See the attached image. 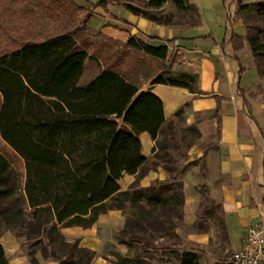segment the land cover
Masks as SVG:
<instances>
[{"label": "trees", "instance_id": "16d2710c", "mask_svg": "<svg viewBox=\"0 0 264 264\" xmlns=\"http://www.w3.org/2000/svg\"><path fill=\"white\" fill-rule=\"evenodd\" d=\"M45 1L53 7L46 8ZM66 1L72 4L71 0H26V13L63 9ZM146 1L150 9H160L166 2ZM95 5L105 7V1ZM176 6L181 9V1L177 0ZM124 7L156 24H174L170 15L131 3ZM244 10L262 17L264 0L238 4V11ZM88 29L100 34V30ZM254 30V34L247 30L245 36L232 34L230 40L236 51L243 50L247 42L251 54L260 59L264 57V26ZM113 41L153 62L167 59L164 44L151 45L132 34L125 41ZM86 48L85 42L69 31L38 41L27 40L20 47L0 53V216L6 225L16 227L23 222L26 207V228L40 238L36 242L44 238L46 257L58 264H90L94 252L81 247L78 240H66L60 229L88 228L100 213L111 209L124 212L129 203L140 210L130 212L124 228L116 234L128 254L112 251L113 264H150L154 258L151 249L168 248L163 243L155 246L150 240L157 235L156 241L163 236L177 240L174 229L182 216L183 193L177 172L170 179L154 181L148 188L137 187L138 180L153 165L151 157L141 154L138 134L146 132L151 136L159 151L153 157L173 172L174 161L167 149H175V123L164 119L157 95L139 91L141 82L136 70L144 65L142 62L138 69L131 67L125 59L130 51L123 49V56L119 54L101 68ZM91 62L94 66L88 67ZM181 76L169 77L161 69L151 83L196 92V77L188 73ZM49 100L56 101L59 108ZM182 112L180 108L173 116ZM6 153L23 162L22 183ZM124 173L134 175V180L122 190L119 180ZM201 193L202 211L214 214L217 208L220 213L214 225L223 240L226 228L220 205ZM133 247L136 249L131 255ZM171 256L175 260L172 264H198L194 252L172 250ZM0 264H9L1 244Z\"/></svg>", "mask_w": 264, "mask_h": 264}, {"label": "crops", "instance_id": "0c3cea01", "mask_svg": "<svg viewBox=\"0 0 264 264\" xmlns=\"http://www.w3.org/2000/svg\"><path fill=\"white\" fill-rule=\"evenodd\" d=\"M257 1L260 0H209L205 10L201 0H189L199 13V21L194 26L156 24L129 12L124 16L128 25L109 20L102 29L106 35L120 41L132 34L151 45L164 44L168 48L167 58L177 50L182 72L196 77V92H192L183 87L152 84L158 72L140 75L139 91H151L161 99L164 119H173L175 123L173 115L182 108L184 124L196 131V142L185 148L180 159L172 153L173 148L167 149L174 161L173 172L166 170L159 158L153 157L159 151L151 136L146 132L138 134L141 154L151 157L153 165L138 180L137 187L148 188L154 181L170 179L177 172L183 193L182 216L174 229L177 240L170 241L163 236L156 241L158 235L150 240L155 246L158 243L168 246L151 249L154 258L150 264H172L175 262L172 250L196 253L198 264H228L223 260V252L227 250L231 255L240 249L250 226H258L264 233L262 118L253 104L245 101L241 91L247 82L244 81L246 67L242 51H251L247 42L243 50H234L230 40L232 34L245 36L247 33L238 4ZM215 2L223 19L227 18L223 28L214 27L208 21L211 12L215 13ZM203 27L204 31L198 32ZM133 180L134 175L124 173L119 181L121 189H127ZM201 191L220 205L226 228L223 240L214 225L216 215L200 207ZM125 223V213L111 209L100 213L88 228L64 227L60 233L67 239H78L81 247L93 251L91 264H113L108 248L128 254L127 247L116 240V234ZM223 242L225 247L221 246ZM6 243L0 239L9 264H30L19 245ZM161 258L170 260L163 262ZM37 263L58 264L44 259Z\"/></svg>", "mask_w": 264, "mask_h": 264}, {"label": "rangeland", "instance_id": "374dc122", "mask_svg": "<svg viewBox=\"0 0 264 264\" xmlns=\"http://www.w3.org/2000/svg\"><path fill=\"white\" fill-rule=\"evenodd\" d=\"M14 1L16 2L14 3ZM71 1L72 4L67 3V1L64 2L63 9H48L46 11L36 10V14H29L26 13V0H0V53L20 47V44L27 40L38 41L41 37L44 38L63 32L74 31L77 39L85 42V47L87 45L86 49L88 50V53L95 57V60L102 68L109 63L111 64L119 54L123 56L125 54V50L123 49H126L114 42V38L106 35L102 29L109 24V20L118 25H128L124 16H127L129 11L125 9V3H131L142 8H147L146 0H104L105 7L95 5L99 0H89L88 2L84 0ZM176 1L177 0H166L160 9H147H150L157 14L170 15L174 23L171 25L194 26L197 24L199 21V13L195 5L191 4L189 0H178L182 3V8L180 9L177 8ZM208 1L209 0H201L202 4L205 6V10L209 6ZM44 6H47L46 8H52L53 4L45 1ZM213 7H215V13L212 11L209 15V24L214 27H218L219 25V28L225 27L224 19L225 24L227 25V18L223 19L222 14L218 12V3L215 2ZM239 13L244 20L243 22L246 26V30H250L251 34L255 33L254 27L264 26V16H256L251 10H244ZM115 26L119 27L117 25ZM88 28L100 30V34H94ZM202 31H204V27L198 32ZM114 40L120 41L117 39ZM247 46L250 50L248 44ZM127 51H130V53H126L127 57L125 59L130 61L131 67L138 69L139 64H142L143 62L144 66L141 67L145 68H143L142 71V68L136 70V75L139 78L140 75L145 74L146 72L153 75L161 69L165 70L169 77L176 79L182 78L181 74L186 73L182 72L183 68L178 63L181 57L180 55H177V50L172 51L168 58L162 62H153L147 57L141 56L136 51ZM242 55L243 60L245 61L244 66L246 67L244 81L247 80V82L241 91L245 101L253 104L254 109L258 111L262 118L261 131L264 144V57L256 59L251 53H249V51L245 52L244 50L242 51ZM90 66H94V63L91 62L88 67ZM145 70L146 72H143ZM195 80L194 82H196ZM49 101L54 108H59V104L56 101ZM182 113L175 119V132L173 137L175 149L172 151V153L179 159L184 155L185 148L191 143L196 142V132L184 124ZM6 154L13 168L19 173L22 183L24 172L23 162L10 153ZM20 204L23 205L24 201L20 200ZM134 210L138 211L140 208H134L129 203H126L124 208L126 218H130V212ZM214 214H220L217 208H214ZM28 215V210H26L25 207L21 216L23 222L16 227L6 225L4 218L0 216V239L4 240L7 242L6 244L11 246L19 245L22 248V251L28 256L30 264H38L37 262L40 260L42 261L43 259L47 261H55L50 257H46V250L43 245L44 238H42L41 242H36V240L40 238H35L36 235L30 233L26 228V219H28ZM170 241L175 242L176 238L174 237ZM225 245L226 243H221V246L225 247ZM136 247L139 246L137 245ZM136 247H133L131 255ZM114 249V247H110L107 251L110 254ZM223 253V260L226 262L228 261L227 263L229 264V251L226 250Z\"/></svg>", "mask_w": 264, "mask_h": 264}, {"label": "built area", "instance_id": "2783aa9c", "mask_svg": "<svg viewBox=\"0 0 264 264\" xmlns=\"http://www.w3.org/2000/svg\"><path fill=\"white\" fill-rule=\"evenodd\" d=\"M231 264H264V233L258 226H250L244 234L240 249L230 255Z\"/></svg>", "mask_w": 264, "mask_h": 264}]
</instances>
